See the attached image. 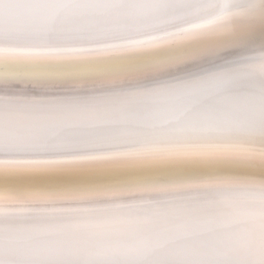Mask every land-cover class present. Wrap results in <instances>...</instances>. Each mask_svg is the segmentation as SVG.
Instances as JSON below:
<instances>
[{
    "label": "snow or ice",
    "instance_id": "1",
    "mask_svg": "<svg viewBox=\"0 0 264 264\" xmlns=\"http://www.w3.org/2000/svg\"><path fill=\"white\" fill-rule=\"evenodd\" d=\"M0 264H264V0H0Z\"/></svg>",
    "mask_w": 264,
    "mask_h": 264
}]
</instances>
